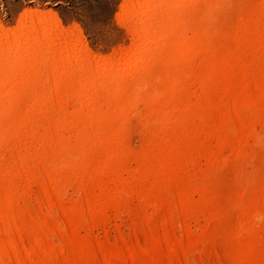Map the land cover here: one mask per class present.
Listing matches in <instances>:
<instances>
[{
    "label": "bare ground",
    "instance_id": "obj_1",
    "mask_svg": "<svg viewBox=\"0 0 264 264\" xmlns=\"http://www.w3.org/2000/svg\"><path fill=\"white\" fill-rule=\"evenodd\" d=\"M117 20L0 25V264H264V0Z\"/></svg>",
    "mask_w": 264,
    "mask_h": 264
},
{
    "label": "rangeland",
    "instance_id": "obj_2",
    "mask_svg": "<svg viewBox=\"0 0 264 264\" xmlns=\"http://www.w3.org/2000/svg\"><path fill=\"white\" fill-rule=\"evenodd\" d=\"M124 0H0V25L15 27L29 10H48L63 26L78 25L93 52L109 54L126 47L130 38L118 24Z\"/></svg>",
    "mask_w": 264,
    "mask_h": 264
}]
</instances>
